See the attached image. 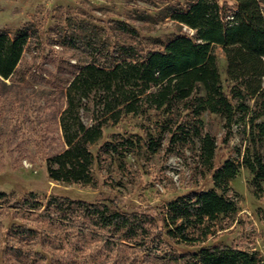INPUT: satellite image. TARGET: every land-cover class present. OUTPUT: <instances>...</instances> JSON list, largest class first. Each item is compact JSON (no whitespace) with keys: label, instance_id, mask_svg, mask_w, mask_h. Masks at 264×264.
Instances as JSON below:
<instances>
[{"label":"rangeland","instance_id":"1","mask_svg":"<svg viewBox=\"0 0 264 264\" xmlns=\"http://www.w3.org/2000/svg\"><path fill=\"white\" fill-rule=\"evenodd\" d=\"M186 1L0 0V33L12 34L28 25L41 45L39 50L32 45L26 53L22 82L19 78L0 81V193L6 195L0 199V264H161L170 249H179L160 236L166 201L212 187L211 173L200 162L197 140L171 146L169 134L159 126L161 116L153 113L146 120L127 115L119 124H110L93 150L97 152L113 134L137 139L139 146L125 154H103L94 167L93 184L51 181L46 159L64 148L58 120L65 100L55 87L69 77L72 65L89 59L87 39L99 45L124 41L151 46V37L167 38L180 28L168 12ZM221 2L233 5L230 0ZM116 21L135 27L140 37L116 29ZM72 33L79 36L78 46H62ZM215 53L227 85L224 50L216 47ZM247 104L255 107L252 99ZM249 118L238 112L227 130L223 118L211 113L202 117L204 131L217 142L216 165L228 158L240 165L229 182L239 196L240 210L213 228L206 245L224 241L264 259V197L255 195L253 176L243 164L257 155L264 158V142L253 139ZM84 122L90 124L87 115ZM149 135L160 144L155 152L145 145ZM52 198L106 204L137 214L144 217L149 236L120 240L80 211L48 206ZM32 203L38 207L32 208Z\"/></svg>","mask_w":264,"mask_h":264},{"label":"trees","instance_id":"2","mask_svg":"<svg viewBox=\"0 0 264 264\" xmlns=\"http://www.w3.org/2000/svg\"><path fill=\"white\" fill-rule=\"evenodd\" d=\"M230 1L233 5L221 0H187L183 6L170 9L168 14L180 28L167 38L151 37V46L124 41L99 45L87 39L89 59L72 65L69 77L55 87L65 100L58 120L64 148L46 159L48 177L56 183L93 184L94 167L103 154H125L138 147L139 140L113 134L97 152L93 150L103 141L110 124H119L127 115L146 120L153 113L161 116L159 126L169 134L171 146L199 142L200 162L211 173L212 187L166 201L160 236L179 249H170L161 264L264 261L256 252L224 241L206 245L213 228L240 210L239 196L229 184L240 165L232 158L216 165L217 142L204 131L203 115L223 118L227 130L238 112L250 115L253 139L264 142V121L259 122L264 116V0ZM116 23V29L132 38L140 37L135 27L123 21ZM36 40V31L28 25L12 34L0 33V81L24 80L20 69L32 45L40 49ZM79 41L72 33L61 45L74 48ZM216 47L224 50L227 85ZM249 99L254 100V108L247 104ZM85 115L89 125L84 122ZM145 145L152 152L160 146L150 135ZM243 164L253 176L255 195L263 198L264 158L257 155L244 159ZM5 196L0 193V199ZM30 206L38 207L35 203ZM48 206L71 213L80 211L120 240L149 236L144 217L106 204L52 198Z\"/></svg>","mask_w":264,"mask_h":264}]
</instances>
